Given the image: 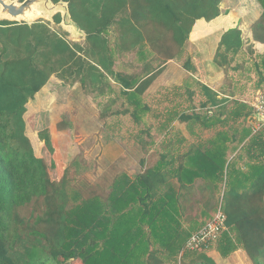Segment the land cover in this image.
<instances>
[{"label": "trees", "instance_id": "1", "mask_svg": "<svg viewBox=\"0 0 264 264\" xmlns=\"http://www.w3.org/2000/svg\"><path fill=\"white\" fill-rule=\"evenodd\" d=\"M64 1L70 19L85 35L83 44L55 29L61 26L60 13L52 17L54 27L45 20L32 24L0 20V264H220L209 255L212 250L223 259L242 250L251 264H264V130L253 134L256 120L244 102L256 99L261 90L264 95V55L254 51V43L264 44V0H256L262 12L250 26V39H244L239 27L220 37L213 64L226 77L221 91L192 77L182 85L191 101L197 94L203 99L197 112L187 109L179 120H193L206 130L223 129L205 142L204 151L190 150L182 157L205 184L203 224L213 218L219 202L225 216L220 238L195 251L185 249L190 233L178 230L177 219L168 218L167 210L164 218L160 212L155 216L160 218L161 239L174 242L160 245V250L153 246L152 251L144 243L147 235L140 224L148 218L149 225L156 224L149 210L169 182L162 163L137 175L134 182H128L125 173L120 175L106 199H84L74 188L77 161L67 166L60 181L49 176V168L55 167L53 141L58 142L57 132L66 129L63 123L37 134L36 146L51 156L48 165L35 156L25 134L24 115L52 76L65 84L79 83L84 90L104 82L113 75L118 49L128 54L132 66L144 64L139 75L113 76L126 98L119 103L122 114L134 122L144 121L139 112L147 105L141 97L162 73L163 64L174 61L187 72L196 71L186 49L190 33L198 20L211 22L227 15L220 7L223 0ZM112 27L114 35H109ZM252 91L257 92L250 99ZM231 120L234 132L227 131ZM142 135L147 140L153 136L149 128ZM201 160L208 164L204 171ZM178 181L175 202L186 188L181 177ZM168 190L164 199L172 196ZM100 228L111 235L104 239L100 254L114 255V261L95 254ZM127 240L128 251L123 254Z\"/></svg>", "mask_w": 264, "mask_h": 264}, {"label": "crops", "instance_id": "2", "mask_svg": "<svg viewBox=\"0 0 264 264\" xmlns=\"http://www.w3.org/2000/svg\"><path fill=\"white\" fill-rule=\"evenodd\" d=\"M227 15H229V12ZM227 15H221L211 22H206L203 19L195 22L189 36V41L192 48L196 47L198 49L199 54L205 53L207 50L206 48H210L208 47L209 44L207 39L216 36L215 48L211 47L209 50V52L212 53L208 57L210 61H207L205 65L202 58H200V63L197 62L196 58H193L192 63L196 68L194 74L185 71L179 63L174 61H168L163 64L161 66L162 73L141 97V101L144 105H147L144 112H139L140 115L144 117V121L134 122L130 115H123V110H117L115 108V105L118 102L120 103L126 98L121 91V84H117L113 76L118 74H123L127 77L128 75H139L142 71V67H144L143 63L141 66H132L128 63V54H122L118 51V49L114 53V64L111 66L113 75H107L104 82L97 84L95 87L92 85L89 90H84L79 83H76L72 87L70 85L66 86V92L64 94L66 101H71V97H75L80 102L83 101L84 103H88L92 101L89 98L94 96L97 98L95 101L102 102L103 105L104 103L115 102L113 108H111L110 105L106 106L108 112H102V108L99 113L92 111L86 115L87 118H92L93 120L96 119V131H99L100 133L103 132V135L104 133L115 135L118 132H120L119 134H122L128 131V154L124 153V150L120 149V144L122 143L115 137L111 136L108 138L107 136H102L101 134L103 141L97 147L99 149L102 147V153L97 159L88 160L86 165H82V173L84 178L87 177L85 180L86 183L89 184L88 187H99L102 184L104 188H101V190L98 189L97 193L93 195H87L78 190L81 193L80 195L82 198L90 199L99 197L101 199H106V197L110 195V188L120 175L125 173L128 175V182H134L137 175H141L147 169L154 167L158 163H162L165 168L164 176L169 177V182L162 188V191L159 192L158 197L150 207L149 215H158L157 213L160 212V218H164L163 215L165 214V210H167L166 214H168V218L174 217L177 219L178 230L187 231L190 233V236L199 230H195L197 228V214L195 209L197 204L196 197L198 193H201V188H204L205 184L203 180L195 177V173L190 171V164L186 162V158L182 159V157L189 153L190 147L194 146L195 142L202 141V143L205 144L206 141L208 142L214 137V135L217 134L218 131L223 129L222 126H217L206 130L200 124L194 123L195 121L193 120L189 122H181L179 120L181 114L187 112V109H189V111L197 112L199 105H196L194 102L203 99L197 94L193 96L191 101V99L187 97V93L185 94L182 85L185 79L192 77L211 90L219 93L217 86L222 84L224 75H222V70L213 64V55L222 33L230 28L239 27L247 39H250L251 37L250 25L245 23L247 21V17H225ZM258 18L259 17H256V19L252 21V24ZM197 26H199V29L197 30V34L194 35ZM109 35H114L113 27L109 29ZM84 37L85 35L77 33L74 30V33H69L68 39L71 42L82 44L85 40ZM257 47L264 48V44L254 43V49ZM129 58H131V55H129ZM110 60L112 61V58H110ZM202 66L205 67V79H202L199 76V68ZM53 81L64 85L57 77L52 76L48 84L43 89L50 86ZM124 91L128 92V90L125 89ZM220 97L223 96L221 95ZM29 103L31 104V101ZM182 106L184 107L181 108ZM234 123L235 121L231 120L227 131L234 132ZM52 126L53 124L50 125V127ZM148 128L150 129V133L153 135H151V140H147V138H144L143 136H141L142 138L135 137L136 130H140V133L142 134L146 132ZM196 132L200 138L197 136ZM57 138L58 142L55 141V138L53 141L55 152L51 159L54 161L55 167L54 169L49 168V176L53 181H60L64 175L65 169L71 162L67 158L70 153L68 144L66 141L61 140L60 135H57ZM108 150H112L116 153L114 156L115 160H110L109 153H107ZM162 157L165 159H161ZM48 165H50V162ZM181 166L183 167L182 170H180ZM184 167H186L185 170ZM200 171H204V169L202 168ZM179 177L182 178V181H185L186 188H184L180 197L177 196V201L175 202L174 194H178L181 186L178 181ZM167 189H169L168 191L171 192L172 196L170 195L171 198L170 196L167 198L165 196L164 199V196L162 195L165 194ZM134 200L135 199L133 198V203ZM204 210L205 209H203V211ZM141 218L142 217H139L138 219ZM160 218H157L155 222L157 223ZM149 222L150 219L148 218L142 228L147 235L145 236L144 243L147 244L150 251L153 250V246H160L174 242V239H161V233L155 238L150 232V228H153L154 224L149 225ZM104 227L110 228L109 225H104ZM100 231H102L100 232L101 242L97 244L95 253L97 255L100 254L104 239L111 236L110 234H107L106 236V231L104 232L102 228H100ZM116 251L118 252L117 249ZM127 251L128 240L124 245L122 253L127 254ZM239 254L244 257L243 264H251L242 250L236 251L225 260H219L218 262L220 264H235L234 259L240 257ZM100 255L103 256L102 258L104 260L114 261V255H110L109 253L104 255L101 253ZM158 257L161 258L160 256ZM240 260L243 261L241 258ZM125 261H128V258H125Z\"/></svg>", "mask_w": 264, "mask_h": 264}, {"label": "rangeland", "instance_id": "3", "mask_svg": "<svg viewBox=\"0 0 264 264\" xmlns=\"http://www.w3.org/2000/svg\"><path fill=\"white\" fill-rule=\"evenodd\" d=\"M20 1H22V0H20ZM220 7H221L222 12H229V15H227L225 17H229L230 14L234 15V16L236 15L237 17H247V21L245 23H247V25H250V26L252 25V21H254V19H256V17H259L260 13H261V9H260L259 5L257 4L256 0H223ZM39 15H36L37 18L39 17L38 20H45L47 22L49 21L48 19L50 17L47 16L45 18L43 14H39ZM36 17H33L31 20L37 19ZM13 22L24 23L23 21H13ZM30 23L32 24V22H30ZM51 26L54 27V24L51 23ZM55 29L56 30L59 29L61 31V33H63V32L67 33V39L69 37L70 32L74 33V29H70L69 27L65 28L63 24H61V26H57ZM244 39H247V38L244 36ZM207 40H208L207 42L209 44L208 47H210V48L209 49L206 48L207 49L206 52L202 53V54H199L198 49L196 47H193V48L191 47L190 41L187 42V44H186L187 54L190 57L191 61L193 60V58H196L197 62L200 63V58H202L205 62V65H206L207 61H210L208 59V57L212 53H210L209 50L211 49V47L215 48L216 36L208 38ZM254 51L256 54L264 55L263 54L264 48L257 47L256 49H254ZM204 66L199 68V76L202 79H205V77H204L205 67ZM181 67H182V65H181ZM222 75H224V74L222 73ZM223 78L224 79H222V84L220 86H217L218 92L221 91L222 85L226 81L225 75L223 76ZM63 84L64 85H61V83L58 84L56 81H53L50 84V86L46 87L45 89H43L42 91H40L38 93V95L31 101V104L29 103L27 105V113L25 114V121H26L27 129H26L25 134L27 135V137L29 138V140L31 142V145L33 146L35 155L39 158H43L47 163H49L51 156L46 152L45 148H41V147L39 148L38 146H36L37 140H38L37 134H38V132H40L41 130H43L45 128H48L52 124H53L52 130H55L56 125L58 123H63V125L66 129L61 131V132H57V133H58V135H60L61 140L66 141V143L68 144V146L70 148L69 157H67V158L71 162L77 161L79 163L78 168H76L77 171L75 172V176H76L75 181L76 182L74 184V188L76 190L84 192L87 195H93V194L97 193L98 189L101 190V188H104V186L101 184L99 187L98 186L88 187L89 184L86 183V180H85L87 177H85V178L83 177L82 165H86L88 160L97 159L100 156V154L102 153V151H101L102 147L99 149L97 146L99 144H101L103 141L101 134H102V136H104V135H103V132L100 133L99 131H96V126H97V124L95 123L96 119L93 120L92 118H87L86 115H88L89 112H92V111H96L99 113V111L102 108H103L102 112L103 111L108 112L106 106L110 105V107L113 108V105L115 104V102L114 103H104V105H103L102 102L95 101V100H97V98H95L94 96L89 98L92 101H90L88 103H84L83 101L80 102L75 97H71V99H72L71 101H66L64 94L66 92V86H69V84H65V83H63ZM70 86L72 87L73 85H70ZM262 91L263 90H261L260 92H262ZM255 92H257V91H255ZM255 92L252 91V93L250 94V99L255 94ZM225 97H227V96H225ZM236 98L239 99L238 96H236ZM122 101H124V100H122ZM194 103L197 105L199 103V100L197 102H194ZM115 106H116L115 108L117 110L122 109V107L119 106V102ZM183 107L184 106H182L181 108H183ZM28 113H29V115H28ZM105 119H106V117H105ZM112 126L119 127L116 125H112ZM233 128H234V126H233ZM219 129H220V127H219ZM102 131H103V129H102ZM119 133L120 132H118L115 135L107 134V137L110 138L111 136H113L118 141H120L122 143V144H120V146H121L120 149L124 150L123 152L128 154V131L124 132L122 134H119ZM135 134H136L135 137H138V138H142L141 136H143L140 133V130H136ZM196 134H197V132H196ZM197 136L200 138V136L198 134H197ZM123 143H125V144H123ZM42 147H43V144H42ZM201 149H203V151L205 150V144L202 143V141L195 142L194 146L190 147V150H201ZM121 150H117V151H121ZM107 153H109L110 160H115L114 156L116 155V153L114 151L108 150ZM83 163H85V164H83ZM207 165L208 164H206V162L204 160H201V167L202 168L207 167ZM94 166H95V164H94ZM95 170H97V169H95ZM197 179H200V178H197ZM218 196H220V194H218ZM202 198H203V195L201 193L200 194L198 193L197 197H196V203L197 204H196L195 209H196V214H197L196 225L200 226V228L203 227L207 223L206 222L205 224H203V222H202L205 220V217H206L202 213L203 209H204ZM204 199H205V197H204ZM143 208L145 209L144 206H143ZM155 215H152V216H154L155 218H158ZM131 222L134 223L133 221H131ZM140 226L142 227L143 225H140ZM150 232L155 237H157V235L160 234V228H159L158 222L154 225L153 228H150ZM219 238L220 237H218L215 241H217ZM154 248L160 250L159 246H154ZM195 249L199 250V247L195 248ZM192 251H195V250H192ZM209 255L212 258H214V260L216 262H218L219 260H223V258H221L220 255L214 250L210 251ZM239 256L240 257H237L234 259L235 264H243L244 257L241 256L240 254H239ZM240 258L243 261H241Z\"/></svg>", "mask_w": 264, "mask_h": 264}, {"label": "water", "instance_id": "4", "mask_svg": "<svg viewBox=\"0 0 264 264\" xmlns=\"http://www.w3.org/2000/svg\"><path fill=\"white\" fill-rule=\"evenodd\" d=\"M57 13H60L61 24L65 28L69 27L84 35L70 19L68 4L64 0L58 3H53L51 0H0V20L23 21L31 24L30 22L33 23L39 19V17H36L37 19L31 20L34 15L43 14L45 18L50 17L48 22L52 23V17ZM256 117L261 121L258 114H256Z\"/></svg>", "mask_w": 264, "mask_h": 264}, {"label": "built area", "instance_id": "5", "mask_svg": "<svg viewBox=\"0 0 264 264\" xmlns=\"http://www.w3.org/2000/svg\"><path fill=\"white\" fill-rule=\"evenodd\" d=\"M255 112L262 117V121L256 123L254 132L264 128V96L258 95L252 103ZM225 231V216L221 209V204L216 209L214 216L197 232L190 236L185 248L187 250H197L209 243L214 242Z\"/></svg>", "mask_w": 264, "mask_h": 264}, {"label": "clouds", "instance_id": "6", "mask_svg": "<svg viewBox=\"0 0 264 264\" xmlns=\"http://www.w3.org/2000/svg\"><path fill=\"white\" fill-rule=\"evenodd\" d=\"M262 12V11H261ZM37 21V20H36ZM35 22V21H34ZM42 91V90H41ZM37 95V94H36ZM258 95H263L261 92H259V94ZM264 96V95H263ZM255 100V99H254ZM254 100H248V101H244L246 104H248L251 108H252V114H253V116H254V119L256 120V123H258V122H260V120L256 117V114H258V113H256L255 112V109L252 107V103H253V101ZM27 113V112H26ZM259 115V114H258ZM259 117L261 118V121H262V117L259 115ZM24 119H25V115H24ZM26 122V121H25ZM26 129H27V127H26ZM260 130H262V129H260ZM263 130H264V128H263ZM255 133H257V131L256 132H254L253 134H255ZM33 147V146H32ZM36 156V155H35ZM37 157V156H36ZM39 158V157H38ZM221 204V202H219V205ZM222 207V206H221ZM190 238V237H189ZM188 241V240H187ZM187 243V242H186ZM186 249V248H185Z\"/></svg>", "mask_w": 264, "mask_h": 264}]
</instances>
